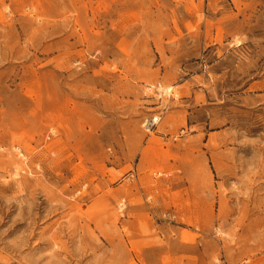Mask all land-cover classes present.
<instances>
[{"label":"rangeland","instance_id":"374dc122","mask_svg":"<svg viewBox=\"0 0 264 264\" xmlns=\"http://www.w3.org/2000/svg\"><path fill=\"white\" fill-rule=\"evenodd\" d=\"M0 264H264V0H0Z\"/></svg>","mask_w":264,"mask_h":264},{"label":"built area","instance_id":"2783aa9c","mask_svg":"<svg viewBox=\"0 0 264 264\" xmlns=\"http://www.w3.org/2000/svg\"><path fill=\"white\" fill-rule=\"evenodd\" d=\"M156 118L154 117L153 119H151L150 121L148 120L146 122V126L148 127V130H151L152 128H154L155 126L158 125V123L160 122L161 118H159V122L155 120Z\"/></svg>","mask_w":264,"mask_h":264},{"label":"bare ground","instance_id":"6f19581e","mask_svg":"<svg viewBox=\"0 0 264 264\" xmlns=\"http://www.w3.org/2000/svg\"><path fill=\"white\" fill-rule=\"evenodd\" d=\"M164 91H165L166 95H168L169 93L173 92V88H172V87H167V88H165ZM155 118H156V119H155L156 122H157V121L159 122V120H160V119H159L160 116H156Z\"/></svg>","mask_w":264,"mask_h":264}]
</instances>
